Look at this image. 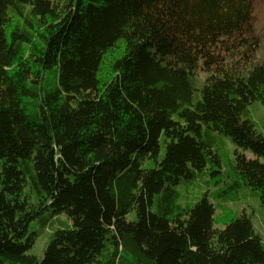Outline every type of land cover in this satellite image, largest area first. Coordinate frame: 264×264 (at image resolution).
<instances>
[{"label":"trees","instance_id":"16d2710c","mask_svg":"<svg viewBox=\"0 0 264 264\" xmlns=\"http://www.w3.org/2000/svg\"><path fill=\"white\" fill-rule=\"evenodd\" d=\"M261 1L0 0V264H264L224 205L246 188L264 209ZM224 138L254 158L223 170Z\"/></svg>","mask_w":264,"mask_h":264},{"label":"rangeland","instance_id":"374dc122","mask_svg":"<svg viewBox=\"0 0 264 264\" xmlns=\"http://www.w3.org/2000/svg\"><path fill=\"white\" fill-rule=\"evenodd\" d=\"M254 32L255 35L259 37L260 48L257 53L256 62L264 61V1L257 3L255 8V16H254ZM201 78L199 81L198 79ZM207 76L202 74L199 77H196V81L194 82V87L196 91L194 92L193 101L197 103L202 97V87L203 83L206 80ZM249 119L256 125V128L259 132L264 134V106L255 102L249 106ZM223 153H222V167L223 170H227L228 162L232 161L235 158L236 152H241L245 154L249 158H254L249 152H243L239 149L231 139L224 138L223 143ZM166 151L165 143L162 144L161 157L164 156ZM211 178L209 176H204L202 179H198L191 185L187 190H189L191 196L193 195H201L207 190L206 182H208ZM220 188V184H217L215 187L210 186L211 191H215ZM184 192L187 190L182 189ZM217 204V202H215ZM224 205L226 208L237 212V213H247L248 216L251 217L253 226L256 232L261 236L264 240V209L260 205V201L257 197H255L248 189L244 188L238 192L236 196L230 198L229 201L225 202ZM57 215L53 214L51 211L46 212L43 216H41L38 220L34 221L31 224L30 232L34 234V245L28 251L29 254L35 255L42 260L44 258V252L47 246L50 244L52 239L50 238V234L53 229L50 226V222L52 219L56 218ZM61 221L64 224H68L70 221L66 214H61L59 216ZM135 216L131 215L129 220H134ZM216 228L222 229L220 226H216Z\"/></svg>","mask_w":264,"mask_h":264}]
</instances>
